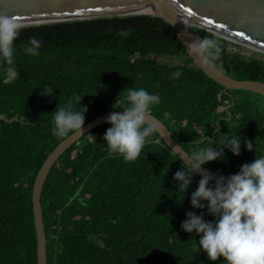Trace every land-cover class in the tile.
<instances>
[{
  "label": "trees",
  "instance_id": "1",
  "mask_svg": "<svg viewBox=\"0 0 264 264\" xmlns=\"http://www.w3.org/2000/svg\"><path fill=\"white\" fill-rule=\"evenodd\" d=\"M32 36L42 41L37 57L23 53ZM218 40L224 50L222 72L237 81L264 83V59L246 57L240 45ZM15 46L20 76L8 81L0 71V264H38L32 191L45 160L67 138L54 137L50 129L52 112L68 100L86 108L85 125L122 111L126 87H144L160 96L150 115L186 153L236 133L241 137L239 156L225 148L223 161L204 167L236 174L256 155L264 156V98L225 90L210 79L161 18L114 16L21 26ZM152 57L184 63L163 64ZM177 70L182 76L172 79ZM45 85L52 95L41 94ZM218 119L224 135L213 130ZM109 127L98 126L73 144L44 182L40 203L47 264H221L223 257L213 262L204 251L196 252L200 235L181 228L188 211H204L206 221L214 220L206 208L190 204L201 177H193L183 199L173 179L182 161L158 133L137 160L128 162L107 148L103 136ZM205 128L215 141L201 144ZM245 139L255 151L243 146Z\"/></svg>",
  "mask_w": 264,
  "mask_h": 264
},
{
  "label": "clouds",
  "instance_id": "2",
  "mask_svg": "<svg viewBox=\"0 0 264 264\" xmlns=\"http://www.w3.org/2000/svg\"><path fill=\"white\" fill-rule=\"evenodd\" d=\"M172 2L176 3V0ZM20 34L21 25L15 18L0 15V71L8 81L20 76L15 46ZM41 46L39 38L29 37L23 46V53L37 57ZM223 51L218 38L203 36L188 43L186 52L202 65L220 69ZM181 76L179 70L170 74L172 79ZM41 94L52 95L53 89L45 85ZM159 103L160 96L157 93H150L144 87H126L119 108L122 113L112 111L106 117L105 122L111 125L103 136L107 148L125 161L137 160L144 147L158 133V125L149 119V114ZM85 112L84 106L76 108L72 100L57 106L52 112L51 134L65 138L69 134L83 132ZM220 122L218 119L212 124L216 134H221ZM211 141L215 140L209 139L205 128V138L200 143ZM243 146L249 151H255L254 144L247 139L243 141ZM241 147V137L236 133L221 143L195 147L190 153L181 149L184 158L176 152L182 161L180 170L173 177L177 191L184 199L193 177L200 175L197 188L190 194V204L193 209L206 208L207 214L214 217V220L206 221L204 211L199 215L188 211L186 219L181 222V228L187 233L195 231L200 235L196 252L204 251L210 261L215 262L218 257H223L221 264H264V156L256 155L253 162L243 164L238 173L226 179L223 176L214 177L202 167L212 161H223L225 148L239 156ZM213 180L214 183H211Z\"/></svg>",
  "mask_w": 264,
  "mask_h": 264
},
{
  "label": "water",
  "instance_id": "3",
  "mask_svg": "<svg viewBox=\"0 0 264 264\" xmlns=\"http://www.w3.org/2000/svg\"><path fill=\"white\" fill-rule=\"evenodd\" d=\"M0 15L15 18L21 26L114 16L149 15L171 24L185 51H187L188 43L200 37L192 29H199L227 42L264 54V0H176V3L172 0H0ZM188 57L195 67L225 90L246 91L264 98V83L234 80L220 69L210 68L195 60V57L189 55ZM116 112L122 113V111ZM109 114L85 124L83 132L71 134L64 139L47 157L36 176L32 204L38 264H47L46 237L40 203L44 182L57 160L85 134L98 126L107 124L105 121ZM149 119L157 123L158 134L168 148L175 155L177 152L181 158H184L181 152L183 148L163 122L150 114ZM177 145L180 146L177 147ZM202 167L217 178L223 176L226 179L231 175Z\"/></svg>",
  "mask_w": 264,
  "mask_h": 264
},
{
  "label": "rangeland",
  "instance_id": "4",
  "mask_svg": "<svg viewBox=\"0 0 264 264\" xmlns=\"http://www.w3.org/2000/svg\"><path fill=\"white\" fill-rule=\"evenodd\" d=\"M239 51L246 57L264 59L263 53L254 51L244 46H241V49H239ZM152 59L155 60L156 62L163 63V64H170V65H179V64L184 63V59H180V58L152 57Z\"/></svg>",
  "mask_w": 264,
  "mask_h": 264
},
{
  "label": "bare ground",
  "instance_id": "5",
  "mask_svg": "<svg viewBox=\"0 0 264 264\" xmlns=\"http://www.w3.org/2000/svg\"><path fill=\"white\" fill-rule=\"evenodd\" d=\"M257 52H259V51H257ZM261 53V52H260Z\"/></svg>",
  "mask_w": 264,
  "mask_h": 264
},
{
  "label": "snow or ice",
  "instance_id": "6",
  "mask_svg": "<svg viewBox=\"0 0 264 264\" xmlns=\"http://www.w3.org/2000/svg\"><path fill=\"white\" fill-rule=\"evenodd\" d=\"M189 14H191V13H189Z\"/></svg>",
  "mask_w": 264,
  "mask_h": 264
}]
</instances>
